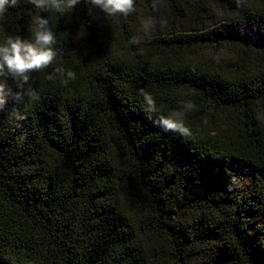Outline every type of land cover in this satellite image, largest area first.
Segmentation results:
<instances>
[{
	"label": "trees",
	"instance_id": "obj_1",
	"mask_svg": "<svg viewBox=\"0 0 264 264\" xmlns=\"http://www.w3.org/2000/svg\"><path fill=\"white\" fill-rule=\"evenodd\" d=\"M37 15L57 59L22 88L0 77L21 92L0 112V264H264V0H136L128 17L17 0L0 46ZM149 15L167 23L144 36ZM58 67L76 78L48 80ZM186 101L190 137L154 123Z\"/></svg>",
	"mask_w": 264,
	"mask_h": 264
},
{
	"label": "clouds",
	"instance_id": "obj_2",
	"mask_svg": "<svg viewBox=\"0 0 264 264\" xmlns=\"http://www.w3.org/2000/svg\"><path fill=\"white\" fill-rule=\"evenodd\" d=\"M82 0H27L34 9L40 12L54 11L64 15L69 10H74ZM87 4L99 9L107 17H128L136 12V0H85ZM159 0H152V8L155 10ZM17 6V0H0V17H4L9 8ZM166 20L157 19L154 16L141 18L138 32L144 36H149L156 30L157 25L161 28L166 26ZM2 27V25H0ZM30 39H25L20 35L9 36L3 46H0V77H10L19 81L18 87L28 84L33 73L45 72L57 59L58 50L54 47L57 43L55 33L49 26V19L42 15L34 17L29 26ZM141 40L133 36L129 40L130 45H138ZM217 61L219 57H216ZM59 74L64 85L76 78V73L63 68H56L46 75L48 80H54ZM29 99L38 100V94L30 87L25 93ZM147 105L146 111L155 112V101L150 93L140 90ZM19 101L21 92L13 93L4 82L0 81V112H3L8 104V99ZM196 105L191 101L182 102V110L171 112L168 116H159L156 123L164 132L178 133L182 137H190L191 131L185 126L184 116L186 112L193 110ZM12 117L22 120L24 117L17 110H13Z\"/></svg>",
	"mask_w": 264,
	"mask_h": 264
},
{
	"label": "rangeland",
	"instance_id": "obj_3",
	"mask_svg": "<svg viewBox=\"0 0 264 264\" xmlns=\"http://www.w3.org/2000/svg\"><path fill=\"white\" fill-rule=\"evenodd\" d=\"M245 177H246V179H247L248 181H250V179H251L250 176H245ZM260 223H261V224L264 223L263 220H261Z\"/></svg>",
	"mask_w": 264,
	"mask_h": 264
}]
</instances>
